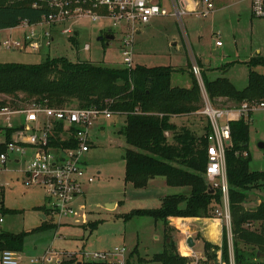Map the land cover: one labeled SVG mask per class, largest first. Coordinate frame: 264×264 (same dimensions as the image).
I'll return each mask as SVG.
<instances>
[{"label":"rangeland","instance_id":"obj_1","mask_svg":"<svg viewBox=\"0 0 264 264\" xmlns=\"http://www.w3.org/2000/svg\"><path fill=\"white\" fill-rule=\"evenodd\" d=\"M213 5V12L206 16L203 15L201 6L197 12L190 11L184 16L182 22L165 17L140 26L138 31L141 32L132 37V67L170 66L177 70V73L173 74L172 84L180 88H191L193 82L197 81L199 84L197 77L191 73L189 76L185 72L191 71L190 57L194 54L202 69L205 66L203 61H210V67L207 69H213L208 72L212 79L225 77L237 90H243L248 85L250 73V68L245 63L256 57L264 58V19L252 16L249 0H213ZM66 29L70 32L64 33ZM76 30L79 31L78 36L75 35ZM48 32L54 39L53 42L47 37ZM108 33H112L115 40L98 41L101 36ZM131 33V29L118 27L107 20L94 23L90 19H80L67 26L53 27V29L47 24L38 25L35 29L20 26L12 31H0V63L39 64L48 57H68L72 61H92L105 67L126 68L125 40L131 36ZM36 34L40 37H34ZM74 35L79 43L78 48H74L69 42ZM6 41L11 45H4ZM15 42L20 44V49L14 45ZM218 42L222 45L218 46ZM30 45H34L35 48H31ZM86 46H89L90 50H85ZM254 71L264 74V66H258L254 68ZM208 97L215 108H230L239 104L227 98L212 101L209 95ZM202 99L198 112L180 118V125L189 128L198 137L206 133L208 126V118L203 114V95ZM31 105L25 104L22 108H30ZM73 106L76 104L68 103L63 108ZM251 120L250 170L264 172V149L260 147V144L264 143V115L257 111L252 114ZM124 125L125 117L118 115H113L111 119L100 117L93 123L90 132L91 149L85 154L84 160L90 173L95 175L94 183L86 187V196L74 205L79 215L64 218L65 225L59 228H50L27 235L23 249L17 252L20 264H61L71 259L80 263L85 260L84 252H109L116 248L125 250V264H159L150 263V260L155 254L163 252L168 243L167 239L170 240L169 243L173 242L175 246L180 247V241H178L180 236L174 235L172 231L168 230L163 238L161 222L157 223L150 218H135L127 222L122 218L135 209H152L161 206L159 199L149 201L148 199L152 198L148 196L150 194L141 193L133 183L126 181L124 150L129 146L124 136L118 131ZM167 136L171 140L172 135L167 133ZM25 165V163L9 164L7 171L1 174L5 206L18 213L6 216L5 222L0 225V232L18 234L31 232L44 226L42 212L35 208H49L45 190L25 184L24 174L21 173L25 170ZM155 192L158 193V191ZM252 195L259 196L264 201V190H257ZM113 202L118 203L117 208L106 206L107 203ZM257 204L259 199L247 204L245 208L251 209ZM217 210L224 213L225 208L223 205L217 206L213 216L215 219H221L219 222L222 224L221 245L223 229L224 227L227 229L230 255L234 262L232 220L231 218L227 220L224 215L219 217ZM84 216L86 219H83ZM58 222V217L54 219L48 217L46 224L53 227V224ZM94 222L98 223L94 231L84 229V223ZM173 222L178 226L176 221ZM199 227V225L191 227L192 237L199 241L197 246L189 250L184 247L181 249L186 255L197 254L205 258L204 242L211 240L208 233L199 231ZM218 227L217 223L214 230V243L220 237ZM251 229L257 230L258 225L255 224ZM156 235L159 240L155 239ZM238 246L250 262L264 263V259L259 260L256 257L258 249L255 246L240 243ZM49 257L54 258L52 263L45 260ZM200 262L217 264V261L202 260Z\"/></svg>","mask_w":264,"mask_h":264},{"label":"trees","instance_id":"obj_2","mask_svg":"<svg viewBox=\"0 0 264 264\" xmlns=\"http://www.w3.org/2000/svg\"><path fill=\"white\" fill-rule=\"evenodd\" d=\"M52 1L0 0V31L15 29L25 23L29 26L44 23L51 13L49 4ZM69 42L78 48L75 35ZM245 64L249 66L250 73L248 85L243 90H237L229 79L210 81L203 75L212 101L227 98L241 104L264 100V74L254 71V68L264 66V58L256 57ZM174 73L170 66L110 68L92 61H72L68 57H48L39 64L0 63V102L16 109H24L25 104L62 109L73 103L76 104L73 107H97L125 117V125L119 134L124 136L129 146L124 150L126 181L136 188H144L151 178L165 176L170 186L189 187L191 192L189 195L167 196L160 208L133 210L122 218L127 222L135 218H150L166 224L172 219L214 218V209L223 205V194L219 189L211 190L206 178L208 138L212 128L208 121L206 133L198 137L189 128L174 123L175 118L198 112L203 100L197 81L191 88L176 87L172 84ZM250 129V124L244 119L232 121V139L226 149L234 264H264L250 262L238 246L239 243L255 246L258 249L256 257L259 253L264 255V202L253 210L245 208L253 192L264 190V172L250 170ZM167 133L172 135L171 140ZM55 144L59 145V140ZM4 149L0 147V153ZM35 210L42 212L45 208ZM6 213L18 212L7 209ZM255 224L258 229H251ZM54 227L55 224L51 227L45 223L31 232H0V254L20 252L27 235ZM85 227L92 232L98 223ZM204 246L206 262L217 261L218 252H221L222 263L231 264L225 227L221 246L207 241ZM193 261L181 255L171 242L166 243L163 252L155 254L150 263L189 264ZM76 263L79 262L75 259L62 262ZM80 263L105 264L85 260Z\"/></svg>","mask_w":264,"mask_h":264},{"label":"built area","instance_id":"obj_3","mask_svg":"<svg viewBox=\"0 0 264 264\" xmlns=\"http://www.w3.org/2000/svg\"><path fill=\"white\" fill-rule=\"evenodd\" d=\"M53 0L49 4L51 13L44 23L53 29L67 26L80 19H90L97 23L100 20L111 21L118 27L131 29V36L125 40V64L133 68L132 37L140 26L150 24L153 20L174 17L182 22L184 16L196 9L189 10L188 0ZM251 14L254 18L264 19V0H250ZM205 7L203 15L213 12V0H201L195 7ZM26 27L35 29L37 26ZM70 32L66 29L64 33ZM47 37L53 42L48 32ZM35 37V36H34ZM37 37H40L38 35ZM10 46V42H4ZM14 45L19 48L20 44ZM50 45V42H49ZM218 46L222 43L218 42ZM35 48L34 45H30ZM20 49V48H19ZM85 50H90L89 46ZM192 73L199 80L200 90L204 98L203 114L207 116L212 133L209 136V163L206 178L211 190L219 189L223 194L225 212L216 211L219 217L223 215L230 220L229 186L226 174V149L232 139L231 122L244 119L251 124V116L259 111L264 115V100L243 102L230 108H215L208 97L201 69L192 65ZM100 117L111 119L113 113L108 110L92 108H51L32 105L26 109H16L0 102V178L7 171L9 164L25 163L21 171L27 186H37L45 190L48 201V212L52 217H58L57 228L63 226L64 218L79 215L74 205L85 196V189L94 182V177L86 172L85 154L90 152V132L93 123ZM61 130V131H57ZM59 140V145H56ZM7 207L4 203L3 185L0 179V225L5 222ZM222 254L218 252L217 264L222 263ZM87 262L105 264H125V250L116 248L110 252H84ZM52 263L54 258L45 259ZM202 261V260H201ZM207 261V259L203 260ZM1 264H20L16 252L5 251L1 254ZM189 264H201L194 260ZM231 264L232 262L231 257Z\"/></svg>","mask_w":264,"mask_h":264},{"label":"crops","instance_id":"obj_4","mask_svg":"<svg viewBox=\"0 0 264 264\" xmlns=\"http://www.w3.org/2000/svg\"><path fill=\"white\" fill-rule=\"evenodd\" d=\"M201 0H188V2H190V8H189V10H194V9H198V8H200L202 5H200L198 8H196L195 7V3H199ZM250 1V0H249ZM162 2L164 3V4H167L166 3V1L165 0H162ZM202 8H203V10H205V7L204 6H202ZM202 10V11H203ZM170 18H174V17H172V16H170ZM174 19H176V18H174ZM156 20V19H155ZM177 20V19H176ZM178 22V21H177ZM23 27H26L25 26V24H23L22 25ZM26 28H30L31 29V27H26ZM16 29V28H15ZM139 29V28H138ZM138 29H137V31H136V34H135V36L138 34V33H140L141 31H138ZM13 29H9V30H7V31H12ZM3 31V30H2ZM76 32V36L77 35H79V31L78 30H76L75 31ZM34 36H38L37 34L36 35H34ZM177 44V43H176ZM20 52H23L22 50H19ZM190 60H191V62H192V65L195 63V64H197L198 66H199V64H198V62H197V57L194 55V54H192L191 55V57H190ZM199 60V59H198ZM203 61V60H202ZM190 62V61H189ZM249 62V61H248ZM203 63L205 64V66L203 67V69L199 66V68L201 69V75H202V78H203V74H204V71H206V73L204 74L207 78H210L211 80H216V79H218V78H225V77H218V78H216V79H212L211 78V74L210 73H208V72H210V71H213V69H207V67H210V61L209 60H206L205 62L203 61ZM175 70V69H174ZM185 72H187L188 73V75L189 76H191L190 75V73L192 74V75H194L193 73H192V68H191V71L190 70H187V71H185ZM175 73H177V70H175ZM227 79V78H226ZM180 118H175L173 121H174V123H176L179 127H182L181 125H180ZM120 129H118V131H119ZM101 134H103V131L101 130ZM261 144H264V143H261ZM260 144V145H261ZM262 148V147H261ZM262 149H264V147L262 148ZM86 169V172H87V174H88V176H92V177H94L95 175L94 174H92V173H90V171L88 170V167H86L85 168ZM94 183V182H93ZM92 183V184H93ZM138 190H140V192L142 193H144L145 195L146 194H150V195H148V196H150V197H152V198H149L148 200L149 201H155V200H160L161 201V205H162V203H163V201H164V199L167 197V196H170V195H178V194H185V195H189L190 194V188L189 187H174V186H170L169 184H168V180H167V177H165V176H158V177H153V178H151L149 181H148V183H147V185H146V187L145 188H137ZM155 191H158V193H156ZM85 196H86V191H85ZM251 196H254V195H251ZM250 196V197H251ZM257 197V196H256ZM46 198V197H45ZM84 198V197H83ZM259 199V204H261L262 202H264L263 200H261L260 199V197L258 196L257 197V200ZM82 200V199H81ZM256 202V201H255ZM247 204H250V203H246V206H247ZM259 204H257L256 206H254L253 208H248V210H253V209H255ZM108 208L109 207H112L113 209H115V208H117L118 207V203L117 202H113V203H107V205H106ZM161 207V206H160ZM159 207V208H160ZM37 208H39V207H37ZM41 208V207H40ZM45 208V207H44ZM8 209V208H7ZM152 209H156V208H152ZM135 210H137V209H135ZM48 217H50L51 219H54V217H52L51 215H50V213L48 212V209L47 208H45V211H42V214H41V218L44 220V224L45 223H47L48 222ZM83 219H86V217L84 216V218ZM155 221V220H154ZM173 221H176V223H178V226L175 224V222H173ZM197 223H195V222ZM155 222H161L162 223V225L161 226H163V228H162V232H163V238L165 237V235H166V233H167V231L169 230V231H172V233L175 235H177L178 237L180 236V238H179V240L178 241H180L179 243H180V247H177L176 246V248L178 249V251H179V253L180 254H182V255H184V256H187V257H191L192 259H194V260H197V261H201V260H205L206 259V257L204 258L203 256H198L197 254H192V255H186L183 251H182V247H184V248H186V249H188L189 250V246H188V244H187V240H188V238L189 237H192V233H191V227H192V225L194 226V225H199L200 227V229H199V231L201 232V233H208L209 234V239L212 241H210V243H212L213 245H216V246H221V244H220V242H221V233H222V224H219V222H221V219H215V218H191V219H172V220H170L169 221V223L168 224H166L165 222H162V221H155ZM156 223V225H158ZM217 223H218V225H219V229H218V231H219V238H218V241L217 242H213L214 241V230H215V228H216V226H217ZM90 223H88V224H83L84 226V229H89L88 227H85V226H88ZM56 225V224H55ZM65 224H63V226H64ZM56 227H57V225H56ZM55 228V227H54ZM90 230V229H89ZM59 232V231H58ZM205 237H206V235H204ZM203 236V237H204ZM156 240H159V237L156 235V238H155ZM166 240V239H165ZM168 240V243L170 242V240L169 239H167ZM195 241H196V246H197V244H198V242L199 241H197L196 239H195ZM110 252V251H109ZM1 258V257H0ZM62 264V263H61Z\"/></svg>","mask_w":264,"mask_h":264},{"label":"water","instance_id":"obj_5","mask_svg":"<svg viewBox=\"0 0 264 264\" xmlns=\"http://www.w3.org/2000/svg\"><path fill=\"white\" fill-rule=\"evenodd\" d=\"M113 41L115 40V36L112 34V33H108L107 35L105 36H101L98 41L100 42H103V41ZM230 144V143H229ZM260 147H264V144H261ZM257 201V197L256 196H251L247 201L246 203H252V202H255ZM187 244L189 246V248L193 249L195 246H196V241L193 237H189L188 240H187ZM258 259H264V255L259 253L258 254ZM81 264V263H79Z\"/></svg>","mask_w":264,"mask_h":264}]
</instances>
